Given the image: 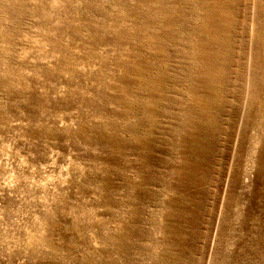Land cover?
<instances>
[{
	"label": "rangeland",
	"instance_id": "374dc122",
	"mask_svg": "<svg viewBox=\"0 0 264 264\" xmlns=\"http://www.w3.org/2000/svg\"><path fill=\"white\" fill-rule=\"evenodd\" d=\"M0 264H264V0H0Z\"/></svg>",
	"mask_w": 264,
	"mask_h": 264
}]
</instances>
